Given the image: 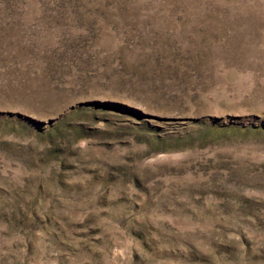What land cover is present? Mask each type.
Wrapping results in <instances>:
<instances>
[{
  "label": "rangeland",
  "instance_id": "rangeland-1",
  "mask_svg": "<svg viewBox=\"0 0 264 264\" xmlns=\"http://www.w3.org/2000/svg\"><path fill=\"white\" fill-rule=\"evenodd\" d=\"M0 264H264V0H0Z\"/></svg>",
  "mask_w": 264,
  "mask_h": 264
}]
</instances>
